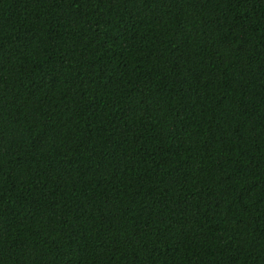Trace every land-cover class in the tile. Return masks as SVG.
Masks as SVG:
<instances>
[{
  "label": "trees",
  "instance_id": "16d2710c",
  "mask_svg": "<svg viewBox=\"0 0 264 264\" xmlns=\"http://www.w3.org/2000/svg\"><path fill=\"white\" fill-rule=\"evenodd\" d=\"M0 264H264V0H0Z\"/></svg>",
  "mask_w": 264,
  "mask_h": 264
}]
</instances>
